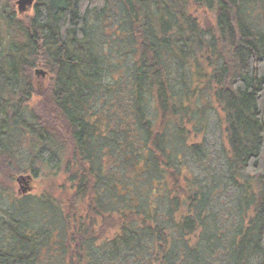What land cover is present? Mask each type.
Wrapping results in <instances>:
<instances>
[{
    "label": "trees",
    "instance_id": "16d2710c",
    "mask_svg": "<svg viewBox=\"0 0 264 264\" xmlns=\"http://www.w3.org/2000/svg\"><path fill=\"white\" fill-rule=\"evenodd\" d=\"M14 2L0 264H264V0Z\"/></svg>",
    "mask_w": 264,
    "mask_h": 264
},
{
    "label": "rangeland",
    "instance_id": "374dc122",
    "mask_svg": "<svg viewBox=\"0 0 264 264\" xmlns=\"http://www.w3.org/2000/svg\"><path fill=\"white\" fill-rule=\"evenodd\" d=\"M17 0H15L14 2V6H15V10L17 12V5L15 4ZM35 2V0H34ZM6 5V0H0V16L3 15V9L4 6ZM31 7L28 8L24 13L19 14V15H23V14H27L30 15L31 14ZM3 21L4 19L2 17H0V31L3 32L4 29V25H3ZM2 43L6 42L5 37H2ZM38 81V87L41 89L42 85H43V78L41 77L40 74H36ZM208 139H209V145L208 146H212V143H215V140L218 138L219 135V129L216 126V123L214 125V123L209 125V132H208ZM15 154V153H14ZM15 157H17V159H15L16 163L20 166H23L25 164V159L26 156L24 153H19L17 152ZM5 181V180H4ZM43 181H41V179H31L28 175H19L16 176L14 179L13 184H11V188L13 189V191H8L5 190L3 188L0 187V220L4 221L6 220V216H5V212L7 210V202L6 199H14V198H23L25 196H30V195H38L40 193H42L43 191H45V186L43 184ZM6 185V183H4V186ZM7 186V185H6ZM58 186V185H57ZM9 187V186H7ZM6 187V188H7ZM3 189V190H2ZM228 195L229 194H225ZM222 202H229V199L226 201L225 198L222 199Z\"/></svg>",
    "mask_w": 264,
    "mask_h": 264
},
{
    "label": "water",
    "instance_id": "95a60500",
    "mask_svg": "<svg viewBox=\"0 0 264 264\" xmlns=\"http://www.w3.org/2000/svg\"><path fill=\"white\" fill-rule=\"evenodd\" d=\"M34 4V0H17L16 5H17V12L19 14L24 13L28 8L32 7ZM36 74H40L41 76L44 75L43 71L41 70H36Z\"/></svg>",
    "mask_w": 264,
    "mask_h": 264
},
{
    "label": "flooded vegetation",
    "instance_id": "af4514ba",
    "mask_svg": "<svg viewBox=\"0 0 264 264\" xmlns=\"http://www.w3.org/2000/svg\"><path fill=\"white\" fill-rule=\"evenodd\" d=\"M33 7V6H32ZM32 7H31V9H32ZM32 11V10H31Z\"/></svg>",
    "mask_w": 264,
    "mask_h": 264
},
{
    "label": "bare ground",
    "instance_id": "6f19581e",
    "mask_svg": "<svg viewBox=\"0 0 264 264\" xmlns=\"http://www.w3.org/2000/svg\"><path fill=\"white\" fill-rule=\"evenodd\" d=\"M16 4V3H15Z\"/></svg>",
    "mask_w": 264,
    "mask_h": 264
}]
</instances>
